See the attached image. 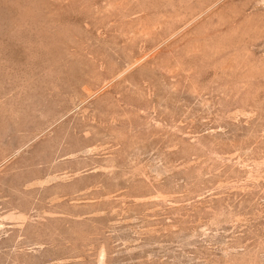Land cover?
<instances>
[{"label": "rangeland", "instance_id": "rangeland-1", "mask_svg": "<svg viewBox=\"0 0 264 264\" xmlns=\"http://www.w3.org/2000/svg\"><path fill=\"white\" fill-rule=\"evenodd\" d=\"M0 264H264V0H0Z\"/></svg>", "mask_w": 264, "mask_h": 264}]
</instances>
